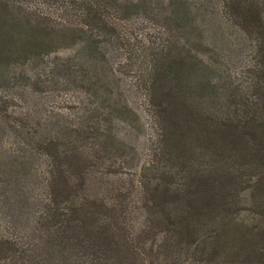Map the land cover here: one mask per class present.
Here are the masks:
<instances>
[{"label":"trees","instance_id":"obj_1","mask_svg":"<svg viewBox=\"0 0 264 264\" xmlns=\"http://www.w3.org/2000/svg\"><path fill=\"white\" fill-rule=\"evenodd\" d=\"M0 197L3 264H264V0H0Z\"/></svg>","mask_w":264,"mask_h":264},{"label":"rangeland","instance_id":"obj_2","mask_svg":"<svg viewBox=\"0 0 264 264\" xmlns=\"http://www.w3.org/2000/svg\"><path fill=\"white\" fill-rule=\"evenodd\" d=\"M117 61H121V55L117 58ZM226 63L228 64V66L231 68L232 71L237 72V69H239L238 65H235L233 61L226 59L225 60ZM121 64V63H120ZM117 68V71L119 73L121 82L123 83V85L127 88V91L130 94V98L132 100H134V104H136V106L141 107V103H140V99H138V97L135 96V90L136 87L134 85V73H121V68L118 67L117 65H115ZM71 94V93H69ZM41 98L43 101H45V103H47L48 107L51 108L55 105L60 106V104L62 103V101L59 100V96L56 97V94H53L51 92H43L41 94ZM59 100V101H58ZM139 100V102H138ZM138 102V103H137ZM66 103L63 105L65 106ZM121 123V122H120ZM120 131H121V124H120ZM117 162H121V157H117ZM116 175H112L110 180L114 181L116 183H119L118 185H121V168L115 173ZM118 178V179H116ZM4 202H5V198H1L0 197V228L3 229L4 232H6V230H8L10 227L8 226V222L7 219L5 218L4 214ZM0 264H3V262H0Z\"/></svg>","mask_w":264,"mask_h":264}]
</instances>
